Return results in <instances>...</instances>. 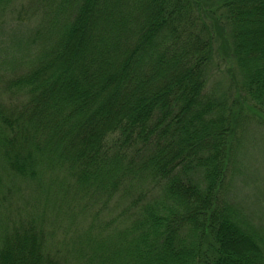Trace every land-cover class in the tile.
I'll return each mask as SVG.
<instances>
[{"label": "trees", "instance_id": "16d2710c", "mask_svg": "<svg viewBox=\"0 0 264 264\" xmlns=\"http://www.w3.org/2000/svg\"><path fill=\"white\" fill-rule=\"evenodd\" d=\"M3 14L19 55L0 61V180L63 176L90 212L134 199L84 264H264V224L227 180L239 128L264 137V0H0ZM217 49L237 69L231 103L206 92ZM24 221L0 233V264H59Z\"/></svg>", "mask_w": 264, "mask_h": 264}, {"label": "rangeland", "instance_id": "374dc122", "mask_svg": "<svg viewBox=\"0 0 264 264\" xmlns=\"http://www.w3.org/2000/svg\"><path fill=\"white\" fill-rule=\"evenodd\" d=\"M12 16L15 17V14ZM6 22L8 18L3 14L0 24ZM10 32V27L6 32H0V61L14 54L19 55L7 40ZM6 49L8 56L4 51ZM27 60L23 59L20 64ZM10 63L17 61L11 60ZM7 68L9 71L4 73L6 79L21 72L13 65ZM210 74L206 88L208 94L215 97L226 95L230 103L239 100L240 94L235 86L239 80L238 73L228 51L217 49ZM0 100L11 103L8 97H2L1 89ZM254 129V124L247 123L244 129L239 128L241 140L238 141L227 180L230 179L229 194L232 200L240 204L241 210L244 207L248 211L243 209L246 215L251 212L257 223L264 224V137L261 138ZM56 178L61 179L59 184H51V179L47 178L39 186L13 178L0 180V233L24 220H35L32 222L44 230L48 250L57 257L59 264H84V246L89 248L91 255L94 241L103 245L102 240L115 237V230L130 224L128 210L134 199L121 194L117 203L113 202L109 207L95 203L90 212L86 208L90 204L77 196L75 189H69L63 183L66 181L63 176ZM2 220L7 223H2ZM102 228L104 235L98 238ZM105 256L115 259L109 252Z\"/></svg>", "mask_w": 264, "mask_h": 264}]
</instances>
